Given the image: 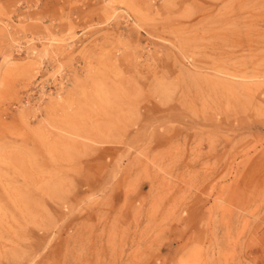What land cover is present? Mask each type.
Here are the masks:
<instances>
[{
  "label": "rangeland",
  "instance_id": "1",
  "mask_svg": "<svg viewBox=\"0 0 264 264\" xmlns=\"http://www.w3.org/2000/svg\"><path fill=\"white\" fill-rule=\"evenodd\" d=\"M0 264H264V0H0Z\"/></svg>",
  "mask_w": 264,
  "mask_h": 264
}]
</instances>
